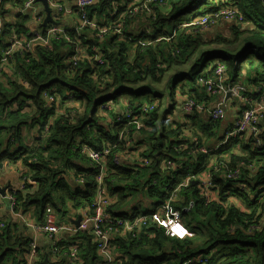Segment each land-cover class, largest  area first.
Wrapping results in <instances>:
<instances>
[{"label": "trees", "instance_id": "1", "mask_svg": "<svg viewBox=\"0 0 264 264\" xmlns=\"http://www.w3.org/2000/svg\"><path fill=\"white\" fill-rule=\"evenodd\" d=\"M2 1L4 38L0 46L7 35L25 34L33 28L28 26L30 16L9 18L6 0ZM228 5L234 6L237 14L236 21L229 24L232 38L220 32L221 36L209 41L221 44L220 49L201 50L207 42L199 31L213 27L218 21L204 28L195 24V20L205 15L213 18L214 12ZM134 8L137 12L132 11ZM80 16L88 23L79 28L78 35L75 29L80 26ZM55 20L64 23L70 40L53 38L47 44L35 43L32 50L17 51L11 65L0 72V110L16 105L11 111L15 124L0 126V159L24 156L23 164L37 184L36 188L26 191L27 185L24 191L15 192L17 209L26 211L33 206L41 223L45 208L50 206L60 222L74 224L69 222L71 216H82L83 210L92 213L98 176L102 175L109 195V212L127 221L110 230L116 263L264 264V119L260 123L261 146L252 145L249 138L248 142L232 140L224 147L219 143L226 126L220 136L215 133L221 120H210L211 125L202 128L201 134L194 132L191 137L184 136L179 128L154 129L156 108L161 103L151 93V86L157 87L168 70L187 63L199 50L197 55H206L205 60L212 53L221 58L216 60L224 64L232 85L242 81L240 74L246 70L248 85L257 91L255 95L240 93L251 102L260 99L264 84V0H95L68 20L59 17ZM41 23L37 27L44 29L47 25L41 27ZM110 25L115 26L107 27ZM102 26L108 31L99 36ZM116 26L121 31H116ZM238 45V49H231ZM75 46L82 47L77 61L72 57ZM240 48L244 50L237 58L235 53ZM194 61L187 84L178 91L186 93L185 99L209 106L213 93L203 81L214 77V68L210 62L209 72L200 76ZM177 77L178 81L183 79L181 75ZM123 94L128 97L122 101ZM71 101L78 102V106H67ZM250 101L246 107L251 106ZM58 109L63 111L57 112ZM182 112L187 115L196 110ZM22 125L38 131V146L30 152L20 144ZM6 128L11 129L5 138ZM212 128L216 130L213 132ZM135 133L151 141L140 155L134 150ZM213 137L218 138L216 144L211 141ZM237 143L241 147L236 150L242 155L233 153L228 162L219 157ZM84 146L94 151L109 148L103 174L99 164L83 152ZM204 151L217 157L210 174L219 201H209L201 192L199 176L209 156ZM131 152L137 160L144 158L149 164L125 163L124 156ZM118 157L116 164L114 158ZM165 159L176 167L163 170L161 162ZM236 167L240 168L239 177L226 180L224 173ZM78 176L82 181L77 180ZM189 176L194 178L181 185ZM234 183L245 184L249 190L242 191ZM226 190L235 192L247 210L226 204ZM136 194L147 203L145 206L131 202ZM167 200L194 233L192 237H168L157 224L122 231L128 221L154 213ZM3 224L0 264H24L32 242L25 234L26 227ZM76 239L73 264H100L90 227H80L75 234L63 233L60 252L53 255L60 259L50 264H66L72 255L68 245Z\"/></svg>", "mask_w": 264, "mask_h": 264}, {"label": "crops", "instance_id": "2", "mask_svg": "<svg viewBox=\"0 0 264 264\" xmlns=\"http://www.w3.org/2000/svg\"><path fill=\"white\" fill-rule=\"evenodd\" d=\"M23 1L24 0H6L5 1V8L8 10L7 15L9 18L20 16L19 15V12L21 11L20 6L23 3ZM62 1H65L69 7H73L74 0H62ZM37 5H38V13H40L42 16L45 17L46 14L44 12L43 5L40 2L37 3ZM24 12L27 13L25 14V16H32L29 11H24ZM68 19L69 18H66L65 20H68ZM220 23H222V21H218L215 25H213V27L206 28L202 31H199L202 40L207 42L206 45H204L206 47L201 46L202 47L201 50L203 51L212 50L213 51V50L220 48L219 47L220 45L209 42L213 40L212 38H210L211 35L217 36V33H220L222 31V30H219L221 29ZM28 26L37 27L38 25L35 20H32L31 23L28 24ZM211 28L213 29V32L211 31ZM10 39H11L10 35H7L5 37V40L7 43H5L4 46L8 44ZM243 50L244 48H240V50H238L237 52H243ZM198 53H199V50L196 51L193 58L189 59L187 63L182 64V65H177L171 68L170 70H168L165 73L164 77L162 78V81L157 84L158 85L157 87L153 85L151 86L152 87L151 93L154 94L155 96H158L161 99V100L157 99L156 100L157 103H161L159 101L163 102V106L161 109L159 107L156 108L157 110L155 112L156 119L154 120V125H153L154 129L161 131L163 128H172V129L179 128L181 130L182 129L181 124H183L186 127L185 132L189 133V129L192 127L191 126L192 120L194 121V124H196L195 128H196L197 134H201V129L206 127L205 125L207 123V119L209 118V116L207 115V112L196 110L195 113L184 115L180 110V105L185 100L186 93H183L180 91V93H178V95L175 96L176 94L175 91L182 88L181 86H185L187 84L188 78H190V72L192 71L191 66L193 65V64H190L191 61H193L194 59L198 61L200 58H202V56L197 55ZM216 59H220V58H216ZM206 66H208L207 61H205L201 66L203 72H209V69L207 70ZM245 71L246 70L243 69V72H241L240 74V80L242 81H238V83L234 87L235 88L239 87L241 92L252 93V95H255L257 90L252 85H248L249 84L248 73ZM180 75L183 77V79L181 81L179 80L180 81L179 82L177 80L178 78L177 76H180ZM158 87H160L161 90ZM262 88H263L262 96L260 97V99H257V100L252 99L251 106H255L257 104L264 106V84L262 85ZM173 89H174V92L170 94V91ZM152 94H150V96ZM120 98L122 101L127 99V97H120ZM123 98H126V99H123ZM164 100H165V104H164ZM220 100H221V95L213 94L212 102H210L209 104H214ZM226 102H227L226 109L228 108V111L226 112V109H225V115L223 118L224 120L222 119L223 122L219 123V127L217 128V130L219 131L218 136L221 135L222 133L221 131H223L221 130L222 128H225L226 126V129L229 130L235 124V122L237 121L240 115L241 107L243 104L241 103V100L239 98L234 99L232 97L226 100ZM66 105L67 106H72V105L78 106V102L71 101V103H68ZM243 105H244V108H246V104L244 103ZM11 111L12 109L10 110L7 109L4 111L0 110V126L9 127L15 124L16 121L14 120L13 115H12L14 112H11ZM62 111L63 109L57 110V112H62ZM223 124H225L224 127H223ZM22 127L23 128L27 127L28 129L26 128L22 130ZM10 129L11 128H6L7 132L3 135L5 138L8 136V130ZM20 133H21L20 144L24 149L29 151V150L34 149L36 146H38V142L35 140L37 139V136H38L37 128L22 125L20 128ZM140 134L141 133H135L134 146L136 149L134 150L137 153L142 152L143 150H147L149 148V144L151 143V141H148L144 135H140ZM250 136L251 135L246 136L244 138V142H248ZM29 141H31V143H28ZM138 141H141V143L137 147L135 144ZM202 141H204L206 144L208 143V140H202ZM251 144L255 145L252 138H251ZM239 147H241V145ZM226 152L228 153H226L223 156H219L226 162L229 161V157L233 153L235 155H242V153H239L238 150H235L233 152H229L228 150ZM206 153L209 154V156H208L206 167L204 168L205 171L207 169L210 170L211 169L210 165H212L213 163L216 164V160H217V158L214 159V156L211 155L210 153L208 152ZM23 157L24 156L18 155V157L0 159V186L1 188L6 189V192H9L11 190L16 191V192L19 191L22 188L25 178L26 177L31 178L30 176L31 173H30L29 168L23 164ZM124 157H125V163L127 164H132V162L136 160L132 152L128 156H124ZM205 179H206V176H205ZM34 184L35 185L26 184L21 190L24 191L25 190L24 188L27 185L28 186H27L26 191L29 188H36L37 186L36 181L34 182ZM234 186L239 188V183H234ZM246 190H249L248 187L246 188ZM249 193L251 195L250 191ZM226 204H232L236 208L242 211L247 210L242 200L241 201L226 200ZM71 217L73 218H71L69 222L71 221L73 222V220H76L78 218L75 216H71ZM37 220H38V213L36 212L33 206L27 209L26 211H22L19 208L17 209V205L15 206L14 203L12 202L10 203L9 198L7 196L0 195V222H4L6 223V225L15 224L18 226L17 228L25 226L26 227L25 234H28L33 242V245L31 246L32 252L30 251L31 253L28 254L26 257L30 261H32L34 264H50L51 262H54L55 260H59L60 257H53V255L49 253L50 250L48 246L51 243L50 236L44 233L38 232L33 228V225L39 222ZM66 264H69V263L67 262ZM111 264H115V263H111Z\"/></svg>", "mask_w": 264, "mask_h": 264}, {"label": "built area", "instance_id": "3", "mask_svg": "<svg viewBox=\"0 0 264 264\" xmlns=\"http://www.w3.org/2000/svg\"><path fill=\"white\" fill-rule=\"evenodd\" d=\"M49 1L51 2L52 7L54 9L58 11H63V10L68 11L70 14H73L74 12H82L87 5L92 4L95 0H74L73 7H69V6L67 7L62 1H58V2H54L53 0H49ZM37 3H39L38 0H24L22 3L21 10L29 11L31 15H36L38 12ZM234 15H235V11L231 8H224L212 14V16H214L213 20H217V21L221 20V18L224 16H226L227 18H232ZM81 16L79 19L80 26L75 29L76 31L77 29L84 27L85 24L88 23L87 20L84 17L81 18ZM55 19L56 18H54V20ZM199 21L202 24H207L208 18L207 17L201 18ZM57 22L59 23L58 24L48 23L47 25H49V28L46 30V32L56 36V38L61 37L66 40H70L67 32L63 29L64 23L61 21H57ZM107 31L108 30L106 28H102L98 35L103 36V34ZM34 35H38V33L35 32ZM16 43H17V39L9 40L8 44L5 45V47H8L9 51H11L13 47L16 45ZM74 50H75L74 59H77L80 54V51H77L78 46H75ZM9 51L6 52V54H10L11 52ZM98 62L99 63L101 62L100 58H98ZM224 71H225V67L223 65H217L216 67H214V73H216L217 75H221ZM200 83L202 85V81ZM203 84L208 89H211L216 93L222 94V100L218 102L216 106H214L212 109H209L207 106H197L189 100H186V101L184 100L180 106H182V108L186 111H192L195 109V110L207 112V115L210 118L209 120L218 121L224 117V110L221 107L222 103L225 102L227 98L229 99L231 97L236 99L235 97L237 96L240 99V96H239L240 88L239 87L235 88L234 86L236 85H234L233 87H226L222 84H217L213 80H206V81L204 80ZM229 93H230V96H228ZM226 95H227V98H225ZM53 100H54V96L51 95L49 97V101L52 102ZM249 101L250 99L247 96H245L244 103L246 104ZM250 104H251V101H250ZM151 105L155 107V104H151ZM147 108H151V106ZM263 119H264V106L263 105L257 104L255 106H250V107H246L242 109L237 121L229 130L225 132L224 138L219 144L223 146L232 140H242L245 138L242 136V134L250 133L251 135L250 138H252L255 146H261L263 143H262V140L259 138V134H260V123L262 122ZM237 144H240V143H237ZM83 150L87 151L88 155L96 163H98L101 168L106 169L105 159L109 153V148H104V150H101V151H94L84 146ZM204 152H207V151H204ZM120 157H122V155ZM120 157L114 158V162L116 164L119 163ZM143 164H149V162L143 159ZM215 166L216 164L213 163L212 168ZM161 167L163 170L169 169V168H175L176 164L174 162H171L165 159L161 162ZM210 170H208V172H211ZM202 173L206 175V179L204 178V180L202 181L201 192L204 193V196L207 197L208 199L211 195L217 193V191L214 185L208 186L212 180L211 174L210 173L207 174L205 170H203ZM201 175L199 176L200 179H201ZM239 175H240V168L238 167L234 168L233 170L226 171L224 173V177L226 178V180L238 178ZM192 178L194 177L192 176L186 177L184 181L181 183V185H187ZM77 180L82 181V178L78 176ZM27 182L33 184L35 181L28 180ZM26 184L27 183L24 181L22 188ZM105 187H106L105 182H100L99 185L97 186V190L99 191V194L96 200L92 204L94 214L89 216L87 212H83L84 216L81 221V227L85 228L88 226V224L92 226L94 240L98 242V245L96 246V251L100 257V264H111V263H114L113 260L110 258L111 255H114V246L113 244L111 245L112 238L108 236V232L112 230L113 228L116 229L120 227L123 223L127 221H125L124 219H117L109 212L108 210L109 195ZM246 188H247V185L239 183L238 189L244 191ZM224 195L227 198L230 196L227 193V191L225 192ZM215 200L219 201L220 196H217ZM43 215L48 216L49 219L46 220L45 222L42 221L41 223L34 224L33 228L38 232H41V233H44L50 236L51 243L56 245L59 243L57 231L60 228L54 225L56 214L50 206H47L44 210ZM143 220H148V221H143ZM154 224H157L158 227L162 228V230H164V234L168 237H172V238L180 237L182 233L185 232V229L181 223L179 211L176 209H172L170 200H167L165 203L158 206L157 212L149 213V214L145 213L142 216L138 217L134 222L128 221V223H126V226L122 231L132 232L134 230L141 229L144 226L154 225ZM0 226H1L0 228L4 227V225L3 226L0 225ZM63 227L67 229L69 232H71L72 234L76 233V229H74L73 227H68L66 225H63ZM186 235H193V232L188 231ZM77 243H78V239H76L74 243H70L68 245V248L76 247ZM70 262L71 260L68 259L69 264Z\"/></svg>", "mask_w": 264, "mask_h": 264}, {"label": "bare ground", "instance_id": "4", "mask_svg": "<svg viewBox=\"0 0 264 264\" xmlns=\"http://www.w3.org/2000/svg\"><path fill=\"white\" fill-rule=\"evenodd\" d=\"M54 2H58V1H62V0H53ZM46 2H47V5H48V8H50L51 9V14H52V17L53 18H57V17H59V18H63V19H66V18H69L70 16H71V14L68 12V11H58V10H56V9H54L53 7H52V4H51V2L49 1V0H46ZM67 7H68V5H67V3L65 2V1H62ZM2 4H3V1L2 0H0V41L4 38V36H2V29H3V25H4V19H3V13H2ZM42 5H43V7H44V4L43 3H41ZM225 8H231V9H233L234 11H235V15L232 17V18H227L226 16H224V17H222L221 18V20H223L225 23H231V22H234V21H236V18H237V14H236V8L234 7V6H231V5H228V6H226ZM20 9H22V6L20 7ZM224 9V8H223ZM133 12H137V9L136 8H134V10H132ZM25 14H27V13H25L24 11H20L19 12V15H25ZM61 14V15H60ZM31 18H32V20H35L36 22H37V25H39L41 22H43L44 21V16H42L40 13H38L37 12V14L36 15H32V16H30ZM208 18V22H207V24H202V23H200V19L201 18ZM216 20H213V18H210L208 15H205V16H201L200 18H197L196 20H195V24H199V25H203V27L205 28L208 24H213L214 22H215ZM41 27H45V26H42V23H41V25H40ZM115 25H110V26H107V27H114ZM105 26H102V28H104ZM49 28V26L47 25L44 29H40V28H38V27H33V28H31L28 32H26L25 34H15V33H13L12 35H10L11 36V39L10 40H12V39H17V43H16V45L13 47V49L11 50V51H9V48L8 47H5L4 46V44L5 43H7L6 42V40H5V42L0 46V72H2L3 70H6L10 65H11V61L13 60V58H14V56H15V53L17 52V51H23V50H32V46L35 44V43H37V42H42V43H44V44H47L48 42H49V40L50 39H53V38H56V36H54V35H52V34H50V33H47L46 32V30ZM116 31H121V29L119 28V26H116ZM81 30L80 29H77V31H76V33L78 34V35H80V32ZM35 32H37L38 33V35H34V33ZM66 40V39H65ZM67 41V40H66ZM11 52L10 54H6V52ZM77 51H82V47L80 46L79 48H78V50ZM75 52V51H74ZM72 57H73V61H77L78 60V58L77 59H74V54H72ZM211 65H212V68H214V67H216L217 65H223L224 66V64H222L219 60H217L216 62H212L211 63ZM220 76V77H219ZM209 80H213V81H215L217 84H222V85H224V86H226V87H233L234 85H232L228 80H227V76H226V74H225V71L221 74V75H217L216 73H214V77L212 78V79H209ZM206 81V80H205ZM210 91H211V93H213V94H219V93H216V92H214L213 90H211V89H209ZM219 95H221V100H222V94H219ZM233 96V95H232ZM239 96H240V100L242 101V103H244L245 102V96L246 95H243V94H241V93H239ZM225 98H227V95H226V97ZM236 99L238 98L237 96L235 97ZM186 100H189V101H191V102H193L195 105H197V106H206V105H204L203 103H196L195 101H193V100H191V99H185V101ZM220 100V101H221ZM227 100H228V98H227ZM220 101H218V102H220ZM218 102H216V103H214V104H211V105H209V106H207V107H209V109H212L214 106H216L217 105V103ZM106 107H108V105H105ZM226 106H227V102L225 101V102H223L222 103V105H221V107L223 108V110H224V115H225V109H226ZM180 109L182 110V111H185V112H192V111H186V110H184L183 108H182V106H180ZM195 110V109H194ZM224 118V117H223ZM222 118V119H223ZM222 119H220V120H222ZM118 120L119 121H121L119 118H118ZM220 120H218V121H220ZM213 121V120H212ZM250 135V133H244V134H242V136L243 137H246V136H249ZM120 138L122 139V134L120 135ZM130 140H129V138H128V142H129ZM253 145V144H252ZM239 147V146H238ZM237 150L239 151V149L237 148ZM83 152H85V153H87L88 154V152L87 151H84L83 150ZM223 155H225V153L223 154ZM223 155H220V156H223ZM89 156V155H88ZM157 156V155H156ZM155 156V157H156ZM90 157V156H89ZM91 158V157H90ZM92 159V158H91ZM93 160V159H92ZM100 166V165H99ZM103 169L104 168H101L100 167V170H101V174H103ZM100 182H103V180H102V175H100L99 176V178H98V185H99V183ZM214 183H213V181H211L210 183H209V185L208 186H211V185H213ZM227 191V193L231 196V197H234V198H237L236 197V193L235 192H233L234 193V195H233V193L230 191V190H226ZM15 192L16 191H10V193L8 192V193H6V189H4V188H1V186H0V195H2V196H7L8 198H9V201H10V203L12 202V203H14L15 204V206H16V197H15ZM98 194H99V191L97 190V194H96V198L98 197ZM218 196V193H215V194H213V195H211L209 198H208V200L209 201H212V200H214V199H216V197ZM96 198L94 199V201L96 200ZM93 201V202H94ZM93 202H92V204H93ZM92 204H91V210H92V213L90 214L89 213V211H87V210H83L82 211V216H79L80 217V222H79V225H76L75 224V220H73V222H74V224L73 223H64V222H60L59 220H58V218H57V215H55V222H54V225L56 226V227H60L59 228V230L57 231L58 233H57V236H58V238H59V243L58 244H53V243H50L49 244V246H48V248H49V253H51L52 255H56V254H58L59 252H60V246H59V244H60V242L62 241V234L63 233H68V234H72L71 232H69L67 229H65L64 227H63V225H66V226H68V227H73L74 229H76V232L78 231V229L81 227V221H82V218H83V216H84V213L83 212H87V214L89 215V216H91V215H93L94 214V211H93V208H92ZM158 211V209L155 211V212H157ZM180 215V214H179ZM140 216H142V215H139L138 217H140ZM137 217V218H138ZM136 218V219H137ZM49 219V217L48 216H46V215H44V217H43V222H45L46 220H48ZM119 219V218H118ZM135 219V220H136ZM180 219H181V223H182V226L184 227V229H185V232H183L182 233V235L180 236V237H176V238H186L187 236H189V237H192L193 235H186L187 234V232L189 231V232H191L190 231V229L189 228H187V226L185 225V223H184V221H183V219H182V217L180 216ZM134 220V221H135ZM143 221H148V220H143ZM0 225H4L3 224V222H0ZM1 227V226H0ZM87 227H90V229H91V233H92V235H93V232H92V226L90 225V224H88V226ZM75 234V233H74ZM108 236L111 238V232L109 231L108 232ZM93 241H94V243L96 244V246L98 245V242L97 241H95L94 240V235H93ZM33 245V242H31L30 243V246H32ZM111 245H112V241H111ZM77 247H78V244H77V246L76 247H71V254L72 255H68L72 260H71V262H70V264H73V262H74V255L76 254V250H77ZM112 260H113V262L115 263V264H118V263H116L115 262V260H114V256L113 255H111V257H110ZM24 264H34L32 261H30L28 258H27V261L24 263Z\"/></svg>", "mask_w": 264, "mask_h": 264}, {"label": "rangeland", "instance_id": "5", "mask_svg": "<svg viewBox=\"0 0 264 264\" xmlns=\"http://www.w3.org/2000/svg\"><path fill=\"white\" fill-rule=\"evenodd\" d=\"M220 26H221V29H219V30H222L221 31V33L224 35L225 33H227V37L226 38H232V36H233V32L232 33H230L229 34V31H230V25L228 24V23H220ZM211 31L213 32V29L211 28ZM221 33H217V35H220L221 36ZM216 36V35H215ZM213 35H211L210 36V38H212L213 39ZM214 42V41H213ZM212 42V43H213ZM220 44V43H219ZM221 45V44H220ZM239 46H231V49H234V48H238ZM218 49H220V48H218ZM236 55V57L237 58H240L241 56H242V52H236L235 53ZM211 55V57L210 58H208V60H205L204 58L206 57V55L204 56V57H202V58H200L198 61H197V65H196V67H195V70L196 71H198L199 72V75L200 76H202L203 75V71H202V68H201V66H202V64L205 62V61H207L208 62V66H206L207 68H209V63L211 62H216L217 60H216V58H220V57H218L217 56V54L216 53H212V54H210ZM213 59H215V60H213ZM221 59V58H220ZM195 61L193 60V61H191V63L190 64H193ZM188 80H189V78H188ZM181 81V80H180ZM179 81V82H180ZM182 88H184V86H181ZM178 89V88H177ZM173 91H174V89H173ZM176 92V94H175V96H177L178 95V93H180L178 90H176L175 91ZM121 97H128V95L127 94H123ZM162 97V96H161ZM159 100H161V99H159ZM159 102H161V106H160V109L162 108V106H163V102L162 101H159ZM159 104V103H158ZM164 104H165V100H164ZM242 106H243V104H242ZM11 109H13V108H16V105H15V107H10ZM228 111V108L226 109V112ZM182 112V111H181ZM183 113V112H182ZM184 114V113H183ZM185 115V114H184ZM224 120V119H223ZM223 120H221L220 121V123L221 122H223ZM204 123V122H203ZM179 124H181V123H179ZM209 125H211V122H210V120H209V118L207 119V123H206V127L207 126H209ZM224 125L225 124H223V127H224ZM181 126H182V129H181V131H182V133H183V135L184 136H186V137H191V136H193V135H195L194 134V132H196V124H194V121L192 120L191 121V128L189 129V133H186L185 132V130H186V127L183 125V124H181ZM27 128V127H26ZM26 128H23L22 127V130H24V129H26ZM28 129V128H27ZM212 130H213V132H214V130H216V129H214V128H212ZM215 133H217V134H219V131L217 130ZM188 139V138H187ZM36 140V139H35ZM211 141L212 142H214L215 144H216V142L218 141V138H216V137H213V138H211ZM210 141V142H211ZM28 143H31V141H29ZM140 143H141V141H138V142H136V146L138 147L139 145H140ZM228 144H230V143H227L226 145H223L224 147H226ZM219 145V144H218ZM218 145H216V146H214L213 148L211 147L210 149H208L207 151H209V150H213V149H215ZM237 146H240V144H236L235 146L233 145V146H231V148L229 149V152H233V151H235L236 150V147ZM140 153L141 152H139L138 154L140 155ZM226 153H228V152H226ZM225 153V154H226ZM134 157H135V161H133L132 162V165H134V164H136V163H143V159L144 158H141V159H138L137 160V157H136V155H134ZM217 158V157H216ZM216 158H214V159H216ZM210 168H212V165H210ZM207 174H209L210 172H208V169L205 171ZM204 173V172H203ZM202 173V175H201V180L203 181L204 180V178H205V174H203ZM28 180H30V181H33V180H31V178L30 177H26L25 178V182L27 183V184H29V185H31V183H28L27 181ZM33 185H35L34 183H33ZM143 194H145L144 192H142ZM138 194V193H137ZM137 194L136 195H133L132 197H131V202L132 203H134V205H137L138 203L140 204V206H145L147 203L146 202H143V200L141 199V198H137ZM249 197V196H248ZM227 200H229V201H232V200H235V201H241L238 197L237 198H233V197H231V196H229L228 198H227ZM224 206H226V204L224 205ZM193 235H194V233H193ZM114 255H115V251H114ZM67 259H69V260H72L71 258H67ZM67 262H68V260H67Z\"/></svg>", "mask_w": 264, "mask_h": 264}, {"label": "water", "instance_id": "6", "mask_svg": "<svg viewBox=\"0 0 264 264\" xmlns=\"http://www.w3.org/2000/svg\"><path fill=\"white\" fill-rule=\"evenodd\" d=\"M40 3H43L44 4V12H45V18H44V21L42 22V26H46L48 23H51V24H58L59 22L55 21L54 18L52 17V14H51V9L48 8V5H47V2L46 0H38ZM228 96H230V93L228 94ZM158 155V154H155V156ZM197 180H193V183H195ZM75 224L76 225H79V222H80V217H78L75 221Z\"/></svg>", "mask_w": 264, "mask_h": 264}, {"label": "clouds", "instance_id": "7", "mask_svg": "<svg viewBox=\"0 0 264 264\" xmlns=\"http://www.w3.org/2000/svg\"><path fill=\"white\" fill-rule=\"evenodd\" d=\"M39 2V1H38ZM157 102V101H156Z\"/></svg>", "mask_w": 264, "mask_h": 264}]
</instances>
